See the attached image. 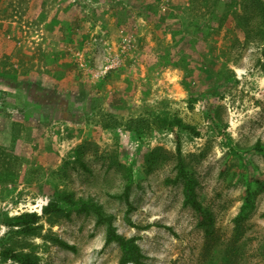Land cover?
Segmentation results:
<instances>
[{"label": "rangeland", "instance_id": "rangeland-1", "mask_svg": "<svg viewBox=\"0 0 264 264\" xmlns=\"http://www.w3.org/2000/svg\"><path fill=\"white\" fill-rule=\"evenodd\" d=\"M263 51L264 0H0V217L42 215L55 188L101 204L149 264H264ZM136 117L151 122L141 137L125 130ZM173 117L200 132L180 138L211 235L182 184L165 182L176 136L157 118ZM129 169L134 226L118 197ZM246 189L254 208L238 229ZM40 224L31 237L0 224V249L40 264H120L94 215Z\"/></svg>", "mask_w": 264, "mask_h": 264}, {"label": "trees", "instance_id": "trees-1", "mask_svg": "<svg viewBox=\"0 0 264 264\" xmlns=\"http://www.w3.org/2000/svg\"><path fill=\"white\" fill-rule=\"evenodd\" d=\"M157 122H159V124L164 123L165 126L173 128L176 136V173L173 178H168L165 182L172 185L182 184L183 205L194 210L198 217V226L204 230L206 235H211L213 233L212 228L214 224V217L212 212L205 208L199 200L197 194L198 181L188 168L186 160L183 157L180 138V133L182 132L187 131L194 136H199L200 132L195 126L184 123L183 120L178 117H173L169 120L157 118ZM150 127L151 122L145 117L130 118L125 124V130L133 132L139 137L144 135ZM255 148L260 150L259 143L255 146ZM133 182V172L132 169H129L124 190L118 196L124 201L127 207L126 220L131 225H133V223L128 216L134 208L130 200V192ZM253 198L254 195L250 189H246L244 204L240 214L236 218V227L238 229L241 228L242 221L248 216V212L254 208ZM247 209H249V211H247ZM72 210H76L79 213L86 215H94L98 224L106 225V245L116 243L119 246L121 252L119 261L120 264H149L146 262V257L144 256L140 246L137 244V240L135 238H126L119 234L116 226L114 225L113 216L107 214L101 204L92 198H77L73 192L60 191L54 188L49 193L48 203L42 208V215H38L36 212H24L12 217L3 215L0 217V224L8 228L7 236L14 234L17 236L31 237L38 235L39 230L42 229V225L40 224L42 218L48 219L51 216L59 215L69 216ZM51 241L60 247L74 250L72 245L58 236H52ZM0 258L2 261H13L16 264H40L39 259L35 254L17 251L13 247L7 246L4 243L0 249Z\"/></svg>", "mask_w": 264, "mask_h": 264}, {"label": "built area", "instance_id": "built-area-1", "mask_svg": "<svg viewBox=\"0 0 264 264\" xmlns=\"http://www.w3.org/2000/svg\"><path fill=\"white\" fill-rule=\"evenodd\" d=\"M107 60H108V62H107V66L105 68V72L119 66L120 61H121L120 57L118 55L113 56V58H111V56H109V57H107Z\"/></svg>", "mask_w": 264, "mask_h": 264}]
</instances>
